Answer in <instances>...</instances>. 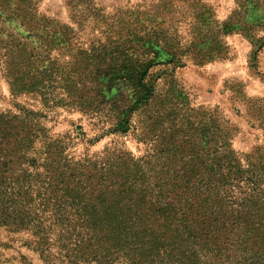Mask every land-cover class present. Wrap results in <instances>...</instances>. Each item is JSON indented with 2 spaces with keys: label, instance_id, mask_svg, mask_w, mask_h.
Masks as SVG:
<instances>
[{
  "label": "trees",
  "instance_id": "1",
  "mask_svg": "<svg viewBox=\"0 0 264 264\" xmlns=\"http://www.w3.org/2000/svg\"><path fill=\"white\" fill-rule=\"evenodd\" d=\"M36 6L0 0V65L12 95L78 110L145 148L136 156L113 144L72 162L43 126L48 113L0 110V227L28 231L44 264H264V149H233L234 127L217 108L192 107L173 75L188 58H225L229 23L197 5L185 39L134 10L85 48L73 43L74 27L56 26ZM71 44L73 67H104L102 80L122 82L116 93L85 98L75 73L69 94H55L52 48Z\"/></svg>",
  "mask_w": 264,
  "mask_h": 264
},
{
  "label": "rangeland",
  "instance_id": "2",
  "mask_svg": "<svg viewBox=\"0 0 264 264\" xmlns=\"http://www.w3.org/2000/svg\"><path fill=\"white\" fill-rule=\"evenodd\" d=\"M197 5L204 7L203 11L212 21L229 23L230 30L222 36L226 56L202 64L188 58L184 65L174 69V79L192 107L217 108L234 127L233 149L244 153L264 149V0H37L36 7L40 15L53 19L56 26L74 27L78 36L73 43L86 48L114 34L110 33L111 25L119 18L128 19L130 11L134 10L144 13L142 17L158 15L160 21L165 20L162 25L172 27L180 37L190 39ZM75 51L72 44L52 48L54 67H50L48 75L55 94L60 99L69 94L75 73L80 75L79 85L84 87L85 98L103 99L99 94L102 89L116 93L122 82L115 80L110 85L112 82L102 80L104 67H79L77 70L73 67ZM162 60L165 56H161L159 62ZM22 68L35 72V67ZM164 68L159 66L156 70ZM8 70V66L0 65V110H15L18 104L48 113L42 120L43 126L48 129V135L64 140V156L68 160L95 159L113 144L136 156L144 153L142 143L130 134L115 132L109 123L99 124L67 107L48 111L41 98L32 93L24 92L14 97ZM39 75L43 77V74ZM79 124L83 126L82 134L78 133ZM36 146L39 148L41 144ZM30 238L28 231L12 232L0 227V264H44L38 252L26 243ZM66 248L68 246H64V252ZM65 262L60 259L54 264Z\"/></svg>",
  "mask_w": 264,
  "mask_h": 264
}]
</instances>
